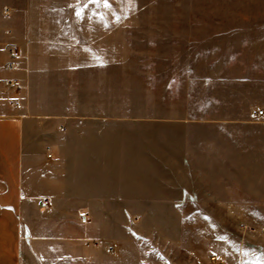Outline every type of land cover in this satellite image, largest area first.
I'll use <instances>...</instances> for the list:
<instances>
[{
	"label": "rangeland",
	"instance_id": "374dc122",
	"mask_svg": "<svg viewBox=\"0 0 264 264\" xmlns=\"http://www.w3.org/2000/svg\"><path fill=\"white\" fill-rule=\"evenodd\" d=\"M29 6L37 18L86 30L91 41L114 24V106L103 108L113 119L85 124L93 137L75 142L114 152V172L98 173L103 179L113 173L119 189L151 194L150 203L124 204L134 217L121 220L119 244L131 248L134 264H223L221 253L234 256L241 230L264 219L237 218V203L206 199L235 189L224 178L238 173V121L264 116V106L249 105L264 100V58L240 60L218 47L234 30L264 35V26L238 25L264 20V0H0V16L9 9L21 19ZM242 62L260 67L261 85L240 73ZM174 182L182 188L168 186ZM191 191L199 202L158 198L189 199Z\"/></svg>",
	"mask_w": 264,
	"mask_h": 264
},
{
	"label": "crops",
	"instance_id": "0c3cea01",
	"mask_svg": "<svg viewBox=\"0 0 264 264\" xmlns=\"http://www.w3.org/2000/svg\"><path fill=\"white\" fill-rule=\"evenodd\" d=\"M3 13L0 264H134L133 254L125 251L131 248L119 244L125 229L121 220L134 217L124 204L150 203L151 194L135 193L130 186L119 189L113 173L103 179L98 173L114 172V152L75 142L93 137L85 124L113 119L103 108L114 106V24L91 41L86 30L71 29L70 22L35 17L31 6L21 19L16 11ZM239 22V26H264L259 19ZM232 36H238L237 41L231 42ZM223 39L218 48L237 52L233 57L264 58V35L257 30H234L224 33ZM11 46L18 62L13 69L7 66ZM241 64L240 73L254 76L250 82L263 83L256 63ZM249 105L261 107L264 100L254 99ZM255 112L238 121L242 128L238 173L232 170L235 174L224 178V186L235 189H228L227 196L213 194L206 199L237 203L235 217L240 219H264V116ZM168 186L182 188L176 182ZM189 196L175 192L158 198L199 202L197 194L191 191ZM44 199L48 200L45 206ZM237 243L234 256L221 253L223 264H264L263 225L242 229Z\"/></svg>",
	"mask_w": 264,
	"mask_h": 264
},
{
	"label": "built area",
	"instance_id": "2783aa9c",
	"mask_svg": "<svg viewBox=\"0 0 264 264\" xmlns=\"http://www.w3.org/2000/svg\"><path fill=\"white\" fill-rule=\"evenodd\" d=\"M9 54H10V59H9V62L7 64V66L11 69L17 67V52H16V49L11 46L9 48ZM48 156H51V154H48ZM48 203V200L47 199H44V200H41V204L43 206H45L46 204ZM110 250L113 251V248L111 247Z\"/></svg>",
	"mask_w": 264,
	"mask_h": 264
},
{
	"label": "snow or ice",
	"instance_id": "6c2138e0",
	"mask_svg": "<svg viewBox=\"0 0 264 264\" xmlns=\"http://www.w3.org/2000/svg\"><path fill=\"white\" fill-rule=\"evenodd\" d=\"M93 2H102V3L105 4V6L108 5V0H93ZM128 3L131 4L132 0H128Z\"/></svg>",
	"mask_w": 264,
	"mask_h": 264
}]
</instances>
